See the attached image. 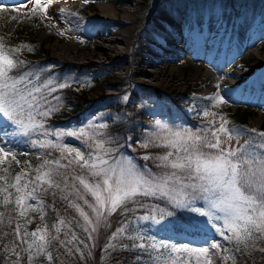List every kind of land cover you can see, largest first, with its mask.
<instances>
[{
	"label": "snow or ice",
	"instance_id": "obj_1",
	"mask_svg": "<svg viewBox=\"0 0 264 264\" xmlns=\"http://www.w3.org/2000/svg\"><path fill=\"white\" fill-rule=\"evenodd\" d=\"M29 2L32 3V16L47 18V3H42V0ZM19 51V48H8L0 43V164L9 158L15 159V154L7 144L17 138H23L33 147L56 150L60 158L45 159L35 169L34 176L23 171L15 175L13 183L0 186V196L3 197L0 203L15 205L9 215L11 211L18 210L19 215L23 216L25 210L33 209L32 202L42 205L45 196L55 197L56 190H59L66 193L62 198L68 200L69 206L75 208L83 218L84 224H77L88 233L87 239L91 240L92 232L97 230L96 227L89 230L93 219L80 204L69 200V196L75 195L83 201L94 214L96 225L118 209L128 211L129 204L143 208L145 204L141 198L153 197L197 213L185 226L192 230V234L203 232L205 227L215 228L224 239L236 241L238 252L241 251V245L244 249L252 250L256 248L257 241H264V131L252 129L250 131L259 139L250 138L242 146L226 148L220 134L231 139L233 132L237 136L242 133L241 130L228 129L225 120L219 126L214 120H208L204 127L193 130L175 122L157 119L153 127L162 129L163 134L149 137L143 146L166 151L142 157L145 161L152 160L155 169L147 164L138 166L130 157L122 154L114 155L112 148L107 147L111 135L107 131L100 132L93 143L84 141L94 149L85 155L78 147L69 146L64 140L67 137L83 140L86 132L48 126V118L60 106V97L52 94L66 85L51 81L39 68L26 66L22 59L13 55ZM206 99L214 100L217 104L224 102L219 95ZM203 115L209 117L213 113L205 110ZM90 127L107 129L105 124ZM47 155L50 156L51 152ZM62 160H67V163L62 164ZM69 168L71 173L68 172ZM4 171L7 172V169ZM5 179V176L0 175V180ZM88 195L93 202L86 198ZM170 216L171 213H166L157 204L150 206V214L141 219L150 220L159 226L158 231L167 232L177 227L168 218ZM64 223L62 219L60 224ZM130 226V222L125 221L111 239L123 235ZM54 227L59 233V227ZM15 237L21 245L27 244L23 250L29 253V261L33 249L37 254L45 253L51 242L46 226L38 227L32 233L25 230L21 235V226L17 224ZM51 239H58V236H52ZM129 239L141 241L139 244L133 243L132 247L142 250L137 254V259L146 256L148 264H201L202 261L203 264H211L210 250L221 248L219 243L211 241H206L207 247L178 246L171 243L170 238L145 236L139 232L136 237L130 236ZM75 240L78 237L72 233V239L67 240V244ZM61 243L67 246L64 241ZM79 243L83 244L84 241L79 240ZM84 246L88 248L87 244ZM108 246H113L111 241ZM76 251L80 252V249L77 247ZM223 251L228 252L229 249ZM259 251L264 252V248ZM15 255L17 259L13 264H20V253L15 252ZM47 258L52 260L51 253H48ZM229 258L227 255L223 257L224 261Z\"/></svg>",
	"mask_w": 264,
	"mask_h": 264
},
{
	"label": "rangeland",
	"instance_id": "obj_2",
	"mask_svg": "<svg viewBox=\"0 0 264 264\" xmlns=\"http://www.w3.org/2000/svg\"><path fill=\"white\" fill-rule=\"evenodd\" d=\"M85 1L87 0H83L84 6L82 7H85ZM227 1L228 0H145L142 10L151 16L153 14L152 10L159 7L162 3L168 2L172 3L175 10L183 19H194L199 14L205 15L210 9H222L225 13H228L229 17L237 21V23H233L229 39V46L234 47L236 43H244V38L248 29L258 24L256 20L264 19V0ZM42 19L44 20L43 16H32V14L28 12L22 14V16H14L11 20L2 19L0 21V30L5 34L16 37V46L20 49L19 52H22V54L23 52L30 53L27 49H31L30 51L32 52L33 49L32 47L30 48V44H24V40L27 36L32 37L36 43L41 44L44 50L39 58L49 70L47 78L54 82L58 81L61 84L74 85L85 92L86 100L84 101V105L75 109L66 106L65 100L60 97V89L53 93V96L60 97V106L59 110L54 112L52 116L55 118L60 116L61 119H59L58 124L52 122L53 125L51 126L49 125L51 121L48 119V126L50 128L86 132L87 134L83 140H77L74 137H67L64 140L69 146L78 147L85 155H87L88 152L94 151V149L88 147L84 141L93 143L100 132H109L110 117H112V120L123 119L129 129L128 135L123 143V148H119V146L123 145L122 143H116L118 140L116 134L110 135L107 147L112 148L114 155L122 154L125 157H130L138 166V159L140 158L141 161H145L142 159L145 154L154 155L166 151L162 148L158 150L153 148V150H150L151 147L145 148L143 146V143H146L149 137L163 134L162 129H155L153 127L157 119L175 122L176 124L186 126L193 130L204 127L208 120H214L217 126H219L222 120H225L227 121V128L230 126L232 129L241 130L242 133L238 136L233 148L244 145L250 138L259 139V137H256L250 130L255 129L257 132L261 131L259 127L264 118L263 107H256L252 110L249 105L246 106V104L240 103L236 106V104L232 102L225 106V108L216 103L207 101L205 97L199 96L195 90L190 89H184L187 93V97L182 94L184 91H180L173 94L171 98L170 95L164 94L155 87L139 89L135 93L129 88L128 81L124 75L119 74L115 71L116 69L109 68L108 64L97 61L93 63L84 62L79 65L74 64L72 66L56 69L57 64L49 58L50 44L54 39L51 37H41L40 35L43 30L48 28V26L43 23ZM240 27L242 29L238 32ZM242 58L244 66H249L252 63L251 59L245 56H242ZM108 81L111 83H108ZM188 100H192L193 102L189 103ZM97 106H100V108L101 106H109V110L101 112ZM144 108L149 109V111L144 113L145 115H142L141 111ZM183 109L190 111V119L183 120L176 116L181 114ZM205 110L213 113V115L205 117L203 115ZM76 111L79 113L75 114ZM157 112H163L166 116H158L156 115ZM243 113L247 114V117L242 121ZM70 115H72V117H69ZM100 124L107 125V129L90 127ZM89 137H92V139L89 140ZM221 137L222 134H220V138ZM49 139L54 140L55 138L49 137ZM14 142H16V148L10 147L9 144H7V147L11 148L12 153L15 154V159L9 158L3 164H0V175L6 177L4 180L5 183H13L15 175L18 174L16 172L11 173L13 164H15L19 170L28 169L34 176L36 174L35 169L41 165L45 159L51 160L60 158V153L58 151L33 147L30 142H25L23 138H17ZM49 152H51L50 156L47 155ZM30 154L36 158V162L30 160ZM61 163L66 164L67 160H62ZM145 164L146 163L142 162V165ZM4 169H7V172H5ZM68 172L71 173V168L68 169ZM69 183H72L71 179ZM10 191L14 190L10 189ZM68 191H71V189ZM0 197V200L3 199L2 196ZM86 198L89 199L90 202H93L90 195ZM150 198L153 202H149L142 211L135 213L125 220L130 222L131 226L126 229L123 235L116 237L115 240L111 239L116 229L121 227L125 221L121 222L110 231L105 241L107 245L99 250L100 258L103 259H100L102 262L100 264H148L146 256L141 260L137 259L139 251L137 248L132 247L133 243L139 244L141 241L138 239H129L130 236L136 237L138 232L145 236L154 235L157 238H170V242L178 246L207 247L206 241L219 243L221 245L220 250H210L209 256L211 258V264H235V255L231 247L220 240L219 236L212 233L211 230H215V228L205 227L203 232L199 234H189L174 229L167 232H160L158 231V225L152 223L150 220L145 221L141 219L142 216L150 214V206L154 207L157 204L168 213L164 205L155 201V198ZM69 200L80 204V206L84 208V211L89 214L90 218L93 219V225L88 226L89 230H91L92 227H96L97 229L95 232H92L93 239H87L88 233L84 232L83 229L78 226L77 222L83 225L84 221L75 208H72L74 211V224H72L64 220L54 205L46 199H44L42 205L38 204V202H32L33 209L36 210H25L23 216H20L19 211L16 210V221L17 224L21 226V235H23L25 230L28 233H32L38 227L44 228L46 226L48 239L51 240L47 251L37 254L33 249L31 253L32 259L29 261V253L23 250L27 248V244L21 245L20 241L12 239L3 244V258L1 264H13L17 259L15 252L20 253V264H85L86 253L91 252L93 246L96 245L100 231H102L101 227L107 220L102 219L99 225H96L94 214L83 204V201L78 200L75 195L69 196ZM13 206L15 209L14 204ZM195 216H197V213H195ZM41 217L43 218L41 219ZM168 218L171 219L170 217ZM62 219L65 221L63 225L60 224ZM54 225L59 227V233H57ZM133 229L137 231H133ZM72 233H75L78 240L72 241L71 244H67V240L72 239ZM52 236H58V239H51ZM79 240H83L84 243H79ZM104 240L105 233L102 236L101 242L103 243ZM62 241L67 244L66 247L61 243ZM110 241L113 245L112 247L108 246ZM84 244H87L88 248H85ZM77 247L80 249V252L76 251ZM225 248L229 249V251L224 252L223 249ZM69 249H71V252H69ZM48 253H51L53 257L51 261L47 258ZM81 253H83V255H81ZM225 255L230 257L227 261L223 259ZM201 264H203V261Z\"/></svg>",
	"mask_w": 264,
	"mask_h": 264
},
{
	"label": "bare ground",
	"instance_id": "obj_3",
	"mask_svg": "<svg viewBox=\"0 0 264 264\" xmlns=\"http://www.w3.org/2000/svg\"><path fill=\"white\" fill-rule=\"evenodd\" d=\"M42 3L49 5L42 19L48 28L39 33L54 39L49 58L56 69L97 61L124 75L135 93L155 87L172 98L190 89L205 99L219 95L224 102L206 100L221 107L233 102L264 108V19L248 29L243 44L230 47L237 21L222 9L183 19L168 2L151 16L142 10L145 0H87L85 7L83 0ZM31 8L29 0H0V21L31 13ZM242 56L252 63L244 66ZM108 107L97 106L101 112ZM148 111L144 108L142 115ZM176 116L190 119V111ZM237 138L233 132L231 139L225 134L220 139L233 148Z\"/></svg>",
	"mask_w": 264,
	"mask_h": 264
},
{
	"label": "trees",
	"instance_id": "obj_4",
	"mask_svg": "<svg viewBox=\"0 0 264 264\" xmlns=\"http://www.w3.org/2000/svg\"><path fill=\"white\" fill-rule=\"evenodd\" d=\"M228 1H231V0H228ZM0 43H3V45L8 48H18L16 46V43H17L16 37H14L13 35L11 36L10 34H5L2 32V30H0ZM25 43L30 44V48L32 47L33 49L32 52L26 48L28 52L30 53L23 52L22 54V52L21 53L17 52V53H14L13 55L18 56L20 59H22L25 62L26 66L30 68H34V69L39 68L43 75L48 76L49 70L46 68V66L42 63V60L39 58L41 54L44 52V50L41 47V44L36 43L33 40V38L30 36H27V38L24 40V44ZM109 82L110 81H108V83ZM64 85L66 86L60 89L59 91H60V97L63 98L66 102V106L69 108L75 109V108H78L84 105V101L86 100L85 92L82 89H79L74 85H68V84H64ZM184 96L187 97L186 94H184ZM188 102L190 103L193 101L188 100ZM78 113H79L78 111L75 112V114H78ZM69 117H72V115H70ZM246 117H247V114L243 113L242 121ZM48 119L51 121L49 124L51 126L53 125L52 122H54L55 124H58L59 119L61 118L60 116L57 118H55L54 116H51ZM110 119H109L110 120L109 122L110 134H116L118 137V140L116 141V143L123 144L128 135L129 128L127 127L123 119L112 120V117H110ZM259 129L261 131H264V118L262 122L260 123ZM9 145L12 148L17 147L16 142L9 143ZM123 147H124V144L119 146L120 149ZM154 149L158 150L160 148H154ZM150 150H153V148L151 147ZM29 157H30V160H32L33 162H36L35 161L36 158L32 154H30ZM138 161H139V166L142 165V162H144L150 167H153L155 169V164L152 160L141 161L139 158ZM23 171H28L29 176H33L32 172H29L28 169L19 170L17 169L16 165L13 164L11 173H15V172L20 173ZM4 184H5V181L0 180V186ZM56 191H57V195L55 197H53L52 195H48V196H45L44 199H46L47 201H49L51 204L54 205V207L58 210L59 214L64 220L74 224V214H73L74 211L72 210V207L69 206V201L64 200L62 198V195H64L65 193H61L59 190H56ZM141 199H142V202L145 204V207H146V204H148L149 202H153V200L150 197H144ZM0 201H2V199ZM155 201L164 205L168 213H171L170 218L175 222L177 226L176 229L174 230L183 231V232L192 234V230L186 229L185 226L190 220H192L193 217H195L194 212L190 211L189 209L183 208V207H176L174 205L167 204V202L164 200L155 199ZM127 207H128V211H124L123 208H121V209H118L116 213L112 214L111 216H108V218L106 219L107 221L104 224L105 227L104 225L101 227L102 231H100L96 245L93 246V248L91 249L92 250L90 252L91 254L89 255L88 253H86V263L85 264L102 263L100 261V259L102 258H100L101 256L99 255L100 254L99 250H101L103 246L107 245V242L105 243V241L110 231L113 228H115L118 224H120L121 222L125 221L129 217L133 216L135 213H138L142 211L143 208H145V207L140 208L135 204H129ZM13 209H14L13 204H9L5 206L3 205V203H0V214H2V216H0V264L3 258V251H2L3 244L12 239L13 240L16 239L15 237V229L17 226L16 212L11 211V215H9L10 210H13ZM211 231L214 235L219 236L220 240L227 243L231 247L235 255V264H264V252L259 251L260 248H264V241H257L256 248L252 250L244 249L243 246L241 245L240 246L241 251L238 252L236 251V241L235 240H232V241L226 240L224 239V237L220 236L215 230H211ZM104 233H105V240L102 243L101 239ZM228 235H231V234L229 233ZM138 251L139 253L142 252V250L140 249H138Z\"/></svg>",
	"mask_w": 264,
	"mask_h": 264
}]
</instances>
